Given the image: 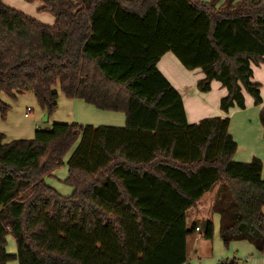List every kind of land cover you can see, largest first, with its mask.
<instances>
[{
	"label": "trees",
	"instance_id": "trees-1",
	"mask_svg": "<svg viewBox=\"0 0 264 264\" xmlns=\"http://www.w3.org/2000/svg\"><path fill=\"white\" fill-rule=\"evenodd\" d=\"M34 2L37 0H26ZM46 24L0 1V114L32 91L52 115L60 91L124 127L54 123L32 139L0 133V264H186L187 239L212 240L213 219L188 211L214 191L220 237L264 253L263 162L234 160L230 118L190 124L181 94L158 68L168 51L219 81L220 107L261 106L253 64L264 63V0H40ZM65 196L47 178L65 164ZM14 237L17 252L7 249ZM220 264H241L236 258Z\"/></svg>",
	"mask_w": 264,
	"mask_h": 264
},
{
	"label": "crops",
	"instance_id": "crops-1",
	"mask_svg": "<svg viewBox=\"0 0 264 264\" xmlns=\"http://www.w3.org/2000/svg\"><path fill=\"white\" fill-rule=\"evenodd\" d=\"M25 13L42 22H46L42 16L32 10ZM47 23L52 24L50 21H47ZM158 68L181 94L187 120L190 124H199L205 119L214 117L230 118L229 131L238 144L234 160L250 162L254 158L261 159L263 162L262 177L264 178V128L260 121L262 105H255L254 99L248 96V93H245V109L234 107L229 112L223 111L220 103L221 99L228 93L227 89L219 81L214 80L210 91H200L198 82L205 77V74L199 68L187 69L171 51L166 52L161 57L158 62ZM255 74L254 70V81ZM256 82L258 81L256 80ZM1 97L6 103L11 105L10 99L7 98L8 96L6 97L2 94ZM25 111L19 105L18 110L17 106L14 109L11 108L6 118H3L0 114V133L5 135L6 142L15 139H32L37 129L51 127L54 123L93 125L95 127H124L126 124V115L124 113L99 110L83 99L68 98L61 91L58 109L52 115L48 114L46 121L44 120V115L47 112L41 108L34 119L27 121V124H23ZM40 120L42 121L41 123ZM74 150L75 148L68 154L65 164L62 166L65 172L59 173V170H61L59 169L52 176L62 183L68 177L67 162ZM73 190V187H71L69 195L73 193ZM214 196V191L207 193L200 199L197 206L192 207L188 211L187 223L189 226L197 217L213 219L215 235L212 240L206 239L197 233L189 236L187 239L188 261L186 264H220L221 260L228 258H236L240 260L241 264H264V254L258 252L256 247L249 241H233L228 248L224 246L220 237V215L213 212ZM241 250L243 255H253L248 262L245 260L246 258H243L245 256H237ZM256 252L259 254L255 255L254 253Z\"/></svg>",
	"mask_w": 264,
	"mask_h": 264
},
{
	"label": "rangeland",
	"instance_id": "rangeland-1",
	"mask_svg": "<svg viewBox=\"0 0 264 264\" xmlns=\"http://www.w3.org/2000/svg\"><path fill=\"white\" fill-rule=\"evenodd\" d=\"M6 5L15 8L21 12H26V11H34L36 14L42 16L44 18V23L48 24L47 21H50V23L54 24L53 21L55 22V17L54 15L46 11L45 9H42L44 6V3L40 0L34 1V2H28L26 0H0ZM29 15V14H28ZM50 24V25H52ZM178 58V57H177ZM179 59V58H178ZM181 62V61H180ZM253 69L255 70V81L257 80L258 83L261 84V91H262V96L264 98V63H261L260 65H255L253 64ZM3 96H8L7 94H3ZM248 96H250L248 94ZM9 102L11 103V108L14 109L17 106V110L19 108V105H21L22 110H26L27 107H31L33 111L30 113L29 117H25L23 119V124H27V121H30L31 119H34L37 115L38 112L40 111L41 107L37 101V98L35 97V94L32 91H25L21 95L18 96L17 99H13L10 96H8ZM16 110V109H15ZM42 121L40 120V123ZM61 169V170H59ZM59 173L65 172L63 171V168L60 167ZM58 173V175H59ZM47 183L55 187L59 192H61L63 195H69L71 193V187L65 183H62L60 180H57L53 177H48L47 178ZM247 244V243H246ZM225 246V245H224ZM8 251L13 253L17 251V244L12 236H8V245H7ZM227 248V247H226ZM255 255L259 253H254ZM264 254V253H263ZM237 256H245L243 258H246L245 260H248L253 256L251 255H243L242 250L237 254ZM11 264H19L18 261H13Z\"/></svg>",
	"mask_w": 264,
	"mask_h": 264
},
{
	"label": "built area",
	"instance_id": "built-area-1",
	"mask_svg": "<svg viewBox=\"0 0 264 264\" xmlns=\"http://www.w3.org/2000/svg\"><path fill=\"white\" fill-rule=\"evenodd\" d=\"M32 111H33V109L31 107H27V109L25 111V116L28 117Z\"/></svg>",
	"mask_w": 264,
	"mask_h": 264
},
{
	"label": "water",
	"instance_id": "water-1",
	"mask_svg": "<svg viewBox=\"0 0 264 264\" xmlns=\"http://www.w3.org/2000/svg\"><path fill=\"white\" fill-rule=\"evenodd\" d=\"M47 118H48V113H46V114L44 115V120L46 121Z\"/></svg>",
	"mask_w": 264,
	"mask_h": 264
}]
</instances>
